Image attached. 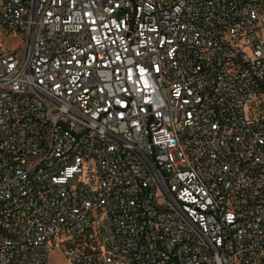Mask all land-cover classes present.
Masks as SVG:
<instances>
[{
  "label": "built area",
  "instance_id": "2783aa9c",
  "mask_svg": "<svg viewBox=\"0 0 264 264\" xmlns=\"http://www.w3.org/2000/svg\"><path fill=\"white\" fill-rule=\"evenodd\" d=\"M0 264H264V0H0Z\"/></svg>",
  "mask_w": 264,
  "mask_h": 264
},
{
  "label": "rangeland",
  "instance_id": "374dc122",
  "mask_svg": "<svg viewBox=\"0 0 264 264\" xmlns=\"http://www.w3.org/2000/svg\"><path fill=\"white\" fill-rule=\"evenodd\" d=\"M1 37V36H0Z\"/></svg>",
  "mask_w": 264,
  "mask_h": 264
}]
</instances>
